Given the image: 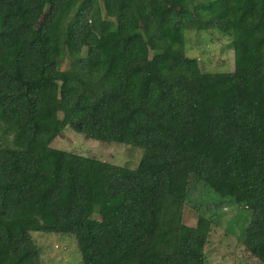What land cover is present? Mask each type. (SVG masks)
Listing matches in <instances>:
<instances>
[{"label":"trees","instance_id":"16d2710c","mask_svg":"<svg viewBox=\"0 0 264 264\" xmlns=\"http://www.w3.org/2000/svg\"><path fill=\"white\" fill-rule=\"evenodd\" d=\"M186 30L231 36L233 69L202 70ZM66 127L140 161L52 147ZM220 203L264 264V0H0V264H42L34 231L80 264H206Z\"/></svg>","mask_w":264,"mask_h":264},{"label":"rangeland","instance_id":"374dc122","mask_svg":"<svg viewBox=\"0 0 264 264\" xmlns=\"http://www.w3.org/2000/svg\"><path fill=\"white\" fill-rule=\"evenodd\" d=\"M208 1V0H198ZM188 56L199 59L202 70L208 72H226L233 69L232 48L230 38L218 31H185ZM67 66V58L61 62V69ZM63 114L56 113V120ZM54 148L69 150L78 154L97 157L106 162L135 168L142 156V150L119 142H100L87 139L75 133L69 127L51 142ZM197 190L191 201L200 203L206 197ZM208 201H212L211 199ZM205 204V203H204ZM208 204V203H207ZM213 206L210 202V205ZM221 204V203H220ZM215 210L208 242L205 247L206 264H262L251 256L242 245L240 239L249 220L248 210L244 206L221 204ZM95 216L96 212H94ZM197 213L188 204L183 209L182 221L193 226ZM32 236L40 248L42 264H80V254L72 235L32 232Z\"/></svg>","mask_w":264,"mask_h":264}]
</instances>
